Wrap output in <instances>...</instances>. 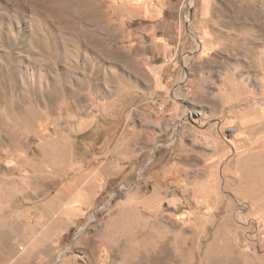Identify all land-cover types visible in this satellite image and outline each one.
<instances>
[{"label":"rangeland","instance_id":"rangeland-1","mask_svg":"<svg viewBox=\"0 0 264 264\" xmlns=\"http://www.w3.org/2000/svg\"><path fill=\"white\" fill-rule=\"evenodd\" d=\"M0 264H264V0H0Z\"/></svg>","mask_w":264,"mask_h":264}]
</instances>
